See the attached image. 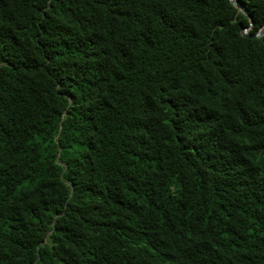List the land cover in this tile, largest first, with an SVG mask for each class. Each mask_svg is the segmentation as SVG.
<instances>
[{"label":"trees","instance_id":"16d2710c","mask_svg":"<svg viewBox=\"0 0 264 264\" xmlns=\"http://www.w3.org/2000/svg\"><path fill=\"white\" fill-rule=\"evenodd\" d=\"M236 1L0 0V264H264V0Z\"/></svg>","mask_w":264,"mask_h":264},{"label":"water","instance_id":"95a60500","mask_svg":"<svg viewBox=\"0 0 264 264\" xmlns=\"http://www.w3.org/2000/svg\"><path fill=\"white\" fill-rule=\"evenodd\" d=\"M231 4H232V6L234 7V8H236L238 11H240L241 13H243V14H245V15H247V12H246V10L236 1V0H228ZM250 18V17H249ZM251 25H252V22H251V20H250V23H249V27H246V28H242L241 29V35L242 36H244V37H249V38H258V37H260V36H262L263 34H264V25L262 26V28L259 30V31H257L255 34H252V35H250V34H248V30H249V28L251 27Z\"/></svg>","mask_w":264,"mask_h":264}]
</instances>
